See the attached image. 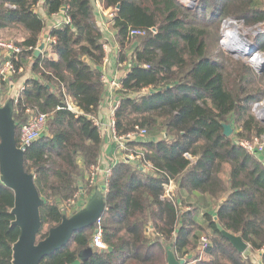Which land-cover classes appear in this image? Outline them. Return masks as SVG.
Here are the masks:
<instances>
[{
    "label": "trees",
    "instance_id": "16d2710c",
    "mask_svg": "<svg viewBox=\"0 0 264 264\" xmlns=\"http://www.w3.org/2000/svg\"><path fill=\"white\" fill-rule=\"evenodd\" d=\"M41 1L0 0V32L22 34L17 44L24 52L17 65L24 75L28 67L22 59L33 57V77L14 104L18 147L27 110L50 116L46 133L24 154L25 170L45 202L39 241L62 223L77 194L89 199L98 190L88 177L100 166L104 147L95 118L105 96L101 68L107 43L92 0H45L48 16L65 9L68 22L48 32L53 41L36 58L47 32L38 13ZM100 2L115 14L118 68L128 67L115 113L117 135L140 127L150 140L127 143L124 159L112 167L101 223L75 233L41 264H73L89 248L93 255L81 264H167L168 244L185 264H253L221 235L215 217L241 236L250 252H262L264 264V162L238 144L264 135V124L253 113L264 100V71L258 74L247 60L222 48L217 58L208 54L210 41H221L224 22L234 20L245 29L264 26V0H197L191 8L179 0ZM133 30L146 36L132 38ZM251 39L264 53V31ZM3 91L7 95L9 88ZM223 124L232 125L231 137L224 135ZM131 154L142 155L152 169L128 160ZM170 181L176 185L173 200L165 197ZM185 194L212 200L215 214L201 212L207 208L202 200L190 207ZM14 205V192L0 176V264H13L21 235L13 224ZM98 229L107 250L94 245ZM205 235L211 244L201 250Z\"/></svg>",
    "mask_w": 264,
    "mask_h": 264
},
{
    "label": "water",
    "instance_id": "95a60500",
    "mask_svg": "<svg viewBox=\"0 0 264 264\" xmlns=\"http://www.w3.org/2000/svg\"><path fill=\"white\" fill-rule=\"evenodd\" d=\"M196 3L197 0H192L188 5L182 4L191 8ZM63 11L65 12V9ZM228 23H234L238 28L237 33L229 42L230 48L224 47V43H221L228 54L245 60L247 56L259 52L254 43L240 31L237 21L231 20ZM44 38L48 40L49 35L45 34ZM45 49L46 43L42 42L35 51L34 56L39 58ZM252 67L258 74H262L264 61L262 64L252 65ZM258 108L264 113V101L257 103L254 109L257 119L264 123V114L263 116L260 115L256 111ZM223 128L226 137H231L234 134L231 124H223ZM16 130L14 101L10 100L5 106H0V176L1 181L14 192L15 205L12 214L15 216V221L13 224L21 230L19 240L13 246V264H41L45 258L66 247L75 233L95 226L98 220L103 217L106 211L104 194L107 191V184L102 181L99 185L101 191L98 190L94 193L82 210L71 217L65 216L60 225L50 229L48 236L39 241L38 236L42 228L40 210L45 202L36 188L34 176L25 170V149L17 145ZM214 219L221 235L231 243L239 254H245L250 247L243 238L224 229L217 217ZM173 248V244L166 246L167 264H185V260L177 258ZM110 250L112 251V249ZM92 255V248L84 250L73 264H81L89 260Z\"/></svg>",
    "mask_w": 264,
    "mask_h": 264
},
{
    "label": "built area",
    "instance_id": "2783aa9c",
    "mask_svg": "<svg viewBox=\"0 0 264 264\" xmlns=\"http://www.w3.org/2000/svg\"><path fill=\"white\" fill-rule=\"evenodd\" d=\"M114 16H115L114 13L110 14V19L114 18ZM229 21L231 20L224 22V26ZM239 29L241 32L245 34V37L250 40L249 38L250 33L252 32V34L256 36L257 34L262 33L264 31V26H257L252 29H245L242 25L239 24ZM144 36H146V32L142 30H133L131 32L132 38H141ZM222 36L224 38V34H222ZM222 42L224 43V39H222L221 43ZM23 52L24 49L20 47L16 42L11 40H6V41L0 40V104L2 106H5L4 105L5 102L7 104L9 100H13L14 104H16L20 92L25 88V84H24L14 94V96L11 97L9 93L6 95V93L3 91L4 87L8 88L10 86V82L17 75L24 74L23 66L18 67L17 65L18 62H20V57H22ZM257 59L264 61V53H261L259 51L258 53H253L251 56L246 57V60L248 64L251 65V67L252 65H259L260 60L257 61ZM28 61L32 63L33 57L22 59V63L24 65L28 63ZM37 77H40V75H38ZM119 104H120V99L117 102H115L114 105H111L109 110L105 113V116L107 117L108 120L107 124L103 123L98 117L95 118V124L101 131L103 138L110 137L112 139V141L116 145V151L118 152V155L121 156V160H123L124 159L123 152L126 150L127 143L130 142L144 143L150 140V136L147 130L141 129L140 127H136L135 131L128 134L127 136L120 137L117 135L115 113L117 108L119 107ZM27 114H29L30 118L27 121V123L23 124L21 127L20 148H24V149L30 146L33 142L38 141L46 133L48 122L50 119L49 115L38 114L32 110H27ZM238 144L251 154L264 156V135L261 137H255L252 140H239ZM128 160H139L143 162V157L142 155L135 157L134 155L131 154L130 156H128ZM143 164H144L143 165L144 168L148 170L152 169L150 163L143 162ZM112 167L108 168L103 173L100 172L98 168H92L88 180L90 181L91 184L99 187L100 181L103 179L106 182L107 178L110 176ZM175 189H176V185L174 184L173 181H170V183L165 186V192H166L165 197L173 200ZM82 202H83V194L79 193L75 196L73 200L69 202V209L71 210V212L80 211ZM100 223H101V219L98 220L97 224ZM200 244H201V250H205L210 246L211 241L208 238L203 237L200 241ZM94 245L98 249H102V250L108 249V247L104 244L102 239V230L99 229L97 230L96 235L94 237Z\"/></svg>",
    "mask_w": 264,
    "mask_h": 264
},
{
    "label": "crops",
    "instance_id": "0c3cea01",
    "mask_svg": "<svg viewBox=\"0 0 264 264\" xmlns=\"http://www.w3.org/2000/svg\"><path fill=\"white\" fill-rule=\"evenodd\" d=\"M92 2L95 9L96 21L102 33L104 34L105 40L107 42L105 45L106 59L101 68L104 76L105 96L97 116L103 123L107 124L108 120L107 117L105 116V113L109 110L111 105H114L115 102H117L120 99L119 90L121 89V81L125 77L126 71H128V67L123 66L122 70L118 68L117 55H118L119 47L116 41V33L111 27V19H110V14H112L113 11L104 9L100 0H92ZM44 3L45 0H42L40 2L38 6V13L46 20L47 32L45 34H48V32L53 28H59L64 23H67L68 18L63 10L59 14L48 16L44 7ZM6 32H12V31H6ZM52 41L53 40L50 37L48 40H45V38L43 37L42 42L46 43L45 51L48 50L49 45ZM31 64L32 63H30L29 61L28 63L25 64L28 67V70L26 71L25 75L23 74L22 78H14L10 82V86L8 87L10 97L14 96V94L25 84L28 78L33 77V73L30 70ZM259 158L261 159V161L264 162V156H259ZM120 161H121V156H119L118 152L116 151L115 143L112 141L110 137H106V138L104 137V147L102 151L100 166L98 167V169L100 170V172L103 173L105 172V170L114 166L116 163ZM102 181L104 180L102 179L100 183ZM98 190L101 191L100 186L98 187ZM184 199L188 200L189 204H195V205H198L199 203L201 204L200 200H202L206 202L207 210H209V208L215 207V203L212 200L208 198H202L197 194L190 196H187L185 194ZM86 201L83 198V202L81 204L80 210H82L85 207L84 204L87 203ZM262 254H263L262 252L252 253L250 252V250H248L245 253V255L251 259L253 264H263ZM192 256L193 255L191 254L189 257Z\"/></svg>",
    "mask_w": 264,
    "mask_h": 264
},
{
    "label": "rangeland",
    "instance_id": "374dc122",
    "mask_svg": "<svg viewBox=\"0 0 264 264\" xmlns=\"http://www.w3.org/2000/svg\"><path fill=\"white\" fill-rule=\"evenodd\" d=\"M181 3H184L182 0H179ZM184 5H185V3H184ZM223 26H224V24H223ZM222 26V34H224V27ZM263 29V28H262ZM242 30V29H241ZM21 36H22V34L20 33V32H18V31H12V32H0V40H4V41H6V40H11V41H14V42H16L17 43V40L18 39H21ZM254 36V34H252V32L250 33V40L252 41V37ZM222 39H224L223 38V36H222ZM222 39H221V41H222ZM221 41L219 42V40L218 41H213V40H211L210 41V43H209V49H208V54L211 56V57H219L221 54V52H220V50H221V48H222V46H221ZM224 41H225V39H224ZM255 45V44H254ZM256 46V45H255ZM257 47V46H256ZM222 50L226 53V54H228L223 48H222ZM230 55V54H229ZM232 56V55H231ZM234 57V56H233ZM234 58H236V59H242L241 57H234ZM245 59V58H244ZM246 60V59H245ZM264 101V100H263ZM263 101H261L260 103H262ZM1 105V104H0ZM2 106V105H1ZM253 113H254V115L256 116V112H254V107H253ZM264 124V123H263ZM84 199H85V201L88 199L87 198V196H85L84 195V197H83ZM89 200V199H88ZM87 200V201H88ZM184 200H186V199H184ZM187 202V204H188V201H186ZM190 207H195L196 205L195 204H188ZM202 210V209H201ZM208 211H210L212 214H214L215 213V207H212V208H209V210H207V209H205L204 211L202 210V212H208ZM71 213V210L70 209H68V213H67V216L66 217H70L69 216V214ZM205 237L206 238H208L210 241H211V236L210 235H205Z\"/></svg>",
    "mask_w": 264,
    "mask_h": 264
},
{
    "label": "bare ground",
    "instance_id": "6f19581e",
    "mask_svg": "<svg viewBox=\"0 0 264 264\" xmlns=\"http://www.w3.org/2000/svg\"><path fill=\"white\" fill-rule=\"evenodd\" d=\"M185 4H190L192 0H182ZM237 26L234 24V23H226L225 26H224V47L226 48H230V45H229V42L231 40V38H233V36H235V34L237 33ZM235 48H238V47H235ZM236 50H239V49H236ZM240 52V51H238ZM246 53V52H244ZM250 54V53H249ZM248 55V54H247ZM260 59H257V61H259ZM263 63V60H260L259 61V64H262ZM257 112H259L260 115L263 116V112L260 111V108H258L256 110Z\"/></svg>",
    "mask_w": 264,
    "mask_h": 264
}]
</instances>
